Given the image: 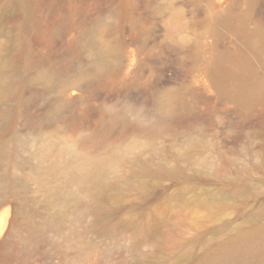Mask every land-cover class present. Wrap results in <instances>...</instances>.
I'll list each match as a JSON object with an SVG mask.
<instances>
[{
  "label": "rangeland",
  "instance_id": "obj_1",
  "mask_svg": "<svg viewBox=\"0 0 264 264\" xmlns=\"http://www.w3.org/2000/svg\"><path fill=\"white\" fill-rule=\"evenodd\" d=\"M262 34L264 0H0V264H264V93L218 78L264 82Z\"/></svg>",
  "mask_w": 264,
  "mask_h": 264
},
{
  "label": "bare ground",
  "instance_id": "obj_2",
  "mask_svg": "<svg viewBox=\"0 0 264 264\" xmlns=\"http://www.w3.org/2000/svg\"><path fill=\"white\" fill-rule=\"evenodd\" d=\"M257 44L259 52H264V34L259 37ZM218 66L220 69L218 75L219 80L222 81L223 79L230 77L234 78V86L238 90L239 97H245L248 95V90L246 89L248 86L254 88L250 89V94L252 96L264 93V82L256 81V86L250 85L252 83L255 84V76L250 67L244 62L238 60L237 57H229V55L224 54ZM257 249V247L253 249L251 246L231 249L213 264H256L254 262V255H256L255 253Z\"/></svg>",
  "mask_w": 264,
  "mask_h": 264
}]
</instances>
